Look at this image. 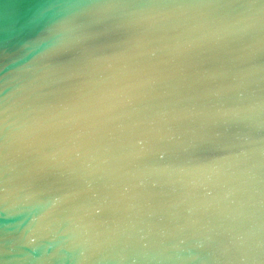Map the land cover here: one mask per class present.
<instances>
[{
    "label": "water",
    "instance_id": "95a60500",
    "mask_svg": "<svg viewBox=\"0 0 264 264\" xmlns=\"http://www.w3.org/2000/svg\"><path fill=\"white\" fill-rule=\"evenodd\" d=\"M0 264H264V0H0Z\"/></svg>",
    "mask_w": 264,
    "mask_h": 264
},
{
    "label": "clouds",
    "instance_id": "9594fccd",
    "mask_svg": "<svg viewBox=\"0 0 264 264\" xmlns=\"http://www.w3.org/2000/svg\"><path fill=\"white\" fill-rule=\"evenodd\" d=\"M145 149L143 146H141V151L143 152ZM220 177L219 175H213V174H208L203 176L199 181L193 182V187H196L197 184L200 186H207L210 184H215L219 181ZM228 193H225V198H227Z\"/></svg>",
    "mask_w": 264,
    "mask_h": 264
}]
</instances>
